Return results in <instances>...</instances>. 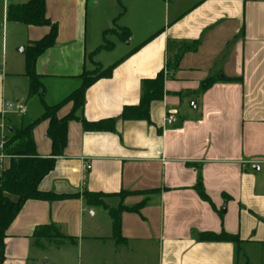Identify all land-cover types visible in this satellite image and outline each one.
<instances>
[{
	"label": "crops",
	"instance_id": "crops-1",
	"mask_svg": "<svg viewBox=\"0 0 264 264\" xmlns=\"http://www.w3.org/2000/svg\"><path fill=\"white\" fill-rule=\"evenodd\" d=\"M27 1L0 0V112L11 130L43 114L39 97H28L24 49L50 28L6 20L8 6ZM44 7L56 37L35 71L57 119L71 112L67 97L84 71L115 65L85 90L64 151L38 185L76 198L26 201L5 231L0 264H264V0H45ZM7 32L20 36L10 46ZM104 42L109 49H99ZM194 42L170 73L178 46ZM169 43L176 46L168 51ZM160 72L163 94L150 102L148 120L121 119L139 104L142 82ZM19 103L24 121L8 126ZM168 114L176 117L171 126L163 123ZM80 119L112 122L92 131ZM47 128L42 120L32 129L41 158L51 154ZM198 176L207 200L195 189ZM85 192L113 196L90 206ZM118 207L114 238L109 210ZM42 226L61 237L33 238ZM221 233L239 245L198 240Z\"/></svg>",
	"mask_w": 264,
	"mask_h": 264
},
{
	"label": "trees",
	"instance_id": "trees-1",
	"mask_svg": "<svg viewBox=\"0 0 264 264\" xmlns=\"http://www.w3.org/2000/svg\"><path fill=\"white\" fill-rule=\"evenodd\" d=\"M45 0H28L24 4L8 6L6 11V20L11 23H21L26 26H48L50 31L47 35L35 42H30L24 49V74L28 79V97L38 96L43 106V114L40 118L26 123L19 129H13L11 133L7 131V143L5 151L11 155L7 167L0 172V263L3 260V239L8 226L15 219L24 203L28 200H64L76 198L75 195H55L52 193H44L38 190L40 181L46 177L54 168L55 159L60 157L66 146L67 139V123L76 119L74 112L83 107L85 90L96 80L104 77H110L114 65L101 70L97 66V70L93 72L84 71L80 76V87L72 92L68 97V101H72L73 107L71 112L62 119L56 118V106H47L43 100L44 85L42 78L35 71V62L37 57L45 50L52 47L56 37V26L52 24L45 15ZM118 29V28H117ZM110 31V30H108ZM107 31V32H108ZM119 35L122 41L129 39L127 29L119 28ZM197 42L192 45L181 44L172 58L168 59L166 69L173 73L177 68L179 58L186 51H193L197 47ZM176 46L174 43H169L168 51ZM109 49L110 45L105 43L99 49ZM226 81H229L226 80ZM163 72H160L153 80L142 82V96L139 104L135 107H125L120 118L124 120L141 119L148 120V107L150 102L160 100L163 94ZM212 84V80H207L201 85V90L205 91ZM42 120H48V128L46 135L51 143V154L48 158H41L37 155L34 141L32 138L33 127ZM80 122L85 130H101L106 128V122L100 121L96 123H88L83 119ZM107 129L112 130L111 127ZM199 195L207 200L203 194L201 187V179L198 176L195 186ZM145 195L148 192L144 193ZM123 195V194H121ZM113 195H105L98 193L85 192L83 198L90 206L102 205L104 198L112 197ZM103 206V205H102ZM124 210L118 207L116 210H109L112 218V230L114 238L119 237L120 229V214ZM33 238H60L61 235L53 226L38 227L33 231ZM199 241H226L235 245H239L238 237L221 233L201 234L198 236Z\"/></svg>",
	"mask_w": 264,
	"mask_h": 264
},
{
	"label": "built area",
	"instance_id": "built-area-1",
	"mask_svg": "<svg viewBox=\"0 0 264 264\" xmlns=\"http://www.w3.org/2000/svg\"><path fill=\"white\" fill-rule=\"evenodd\" d=\"M0 28L4 29V23L0 25ZM15 112L19 116H24L26 114V106L22 103H19L15 106ZM5 112H0V172L4 170L11 158V155H8L5 151V146L7 143V127L5 125ZM176 117L173 114H168L164 117L163 123L166 126H171L173 123H175ZM87 170L90 169V166L87 165L85 167Z\"/></svg>",
	"mask_w": 264,
	"mask_h": 264
},
{
	"label": "rangeland",
	"instance_id": "rangeland-1",
	"mask_svg": "<svg viewBox=\"0 0 264 264\" xmlns=\"http://www.w3.org/2000/svg\"><path fill=\"white\" fill-rule=\"evenodd\" d=\"M1 14V13H0ZM4 20V18L0 15V23L2 22ZM9 28V27H8ZM0 31H1V29H0ZM114 31L116 32H118V34H121V32H119L117 29H115L114 28ZM18 37H20V36H16L15 34L14 35H11V34H8V32H7V45L8 46H10L11 45V42H13L12 40H14V41H16L17 39H18ZM0 47H1V37H0ZM18 49H21V48H18ZM97 68V66H92L91 67V69L90 70H88L87 72H93V71H95V70H97L96 69ZM11 112V115L10 116H7L6 117V119H7V125L8 126H12V124L13 123H16V122H18L19 120H21V118H22V116H19V115H17L16 113H15V110L13 109V110H11L10 111ZM25 116V115H24ZM8 119H10V123L8 122ZM23 119V118H22ZM23 121H24V119H23Z\"/></svg>",
	"mask_w": 264,
	"mask_h": 264
},
{
	"label": "water",
	"instance_id": "water-1",
	"mask_svg": "<svg viewBox=\"0 0 264 264\" xmlns=\"http://www.w3.org/2000/svg\"><path fill=\"white\" fill-rule=\"evenodd\" d=\"M8 132H9V133H11V132H12V130H11V129H8Z\"/></svg>",
	"mask_w": 264,
	"mask_h": 264
}]
</instances>
